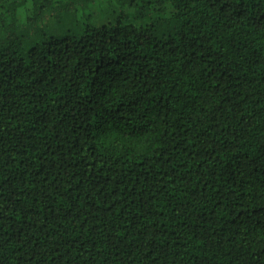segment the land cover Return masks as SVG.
Returning a JSON list of instances; mask_svg holds the SVG:
<instances>
[{
  "label": "trees",
  "instance_id": "1",
  "mask_svg": "<svg viewBox=\"0 0 264 264\" xmlns=\"http://www.w3.org/2000/svg\"><path fill=\"white\" fill-rule=\"evenodd\" d=\"M115 1L0 0V264H264V0Z\"/></svg>",
  "mask_w": 264,
  "mask_h": 264
},
{
  "label": "rangeland",
  "instance_id": "2",
  "mask_svg": "<svg viewBox=\"0 0 264 264\" xmlns=\"http://www.w3.org/2000/svg\"><path fill=\"white\" fill-rule=\"evenodd\" d=\"M78 1L79 3L67 11L69 16L65 14V11L62 13L53 9V5L45 7L43 16L35 23L38 25L37 28H41L45 34H62L67 29L78 32L86 22L99 25L107 22V19L113 18L120 11V9L116 11L119 3L115 0H88L87 3ZM39 33L35 35H39ZM36 39L39 40L40 37L37 36Z\"/></svg>",
  "mask_w": 264,
  "mask_h": 264
}]
</instances>
